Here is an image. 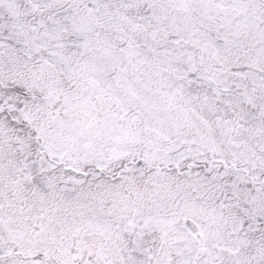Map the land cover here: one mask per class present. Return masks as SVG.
<instances>
[{
    "label": "snow or ice",
    "instance_id": "obj_1",
    "mask_svg": "<svg viewBox=\"0 0 264 264\" xmlns=\"http://www.w3.org/2000/svg\"><path fill=\"white\" fill-rule=\"evenodd\" d=\"M0 264H264V0H0Z\"/></svg>",
    "mask_w": 264,
    "mask_h": 264
}]
</instances>
